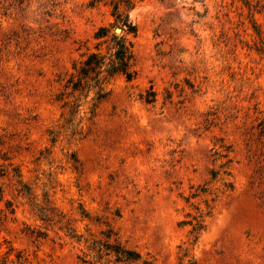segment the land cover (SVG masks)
<instances>
[{
	"label": "rangeland",
	"instance_id": "374dc122",
	"mask_svg": "<svg viewBox=\"0 0 264 264\" xmlns=\"http://www.w3.org/2000/svg\"><path fill=\"white\" fill-rule=\"evenodd\" d=\"M0 264H264V0H0Z\"/></svg>",
	"mask_w": 264,
	"mask_h": 264
},
{
	"label": "trees",
	"instance_id": "16d2710c",
	"mask_svg": "<svg viewBox=\"0 0 264 264\" xmlns=\"http://www.w3.org/2000/svg\"><path fill=\"white\" fill-rule=\"evenodd\" d=\"M115 24L114 26L122 28L127 33H136V26L130 21L128 15H124L119 9V4L115 6ZM109 28L101 27L96 38L103 39L97 44H106L107 52L103 54L101 51H91L84 59L77 74H73L68 83L72 85L74 90L100 88L103 84L116 74H123L128 80L134 78L132 70V60L134 57L132 43L128 41L125 35L113 34L108 36ZM156 101L155 93H151L146 97V102L153 103Z\"/></svg>",
	"mask_w": 264,
	"mask_h": 264
}]
</instances>
